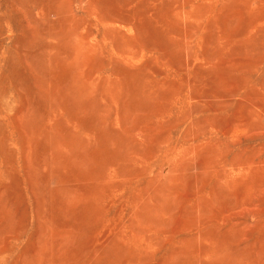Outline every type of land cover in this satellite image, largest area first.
<instances>
[{
  "label": "rangeland",
  "instance_id": "1",
  "mask_svg": "<svg viewBox=\"0 0 264 264\" xmlns=\"http://www.w3.org/2000/svg\"><path fill=\"white\" fill-rule=\"evenodd\" d=\"M0 264H264V0H0Z\"/></svg>",
  "mask_w": 264,
  "mask_h": 264
}]
</instances>
